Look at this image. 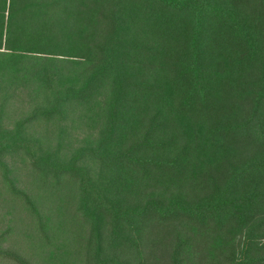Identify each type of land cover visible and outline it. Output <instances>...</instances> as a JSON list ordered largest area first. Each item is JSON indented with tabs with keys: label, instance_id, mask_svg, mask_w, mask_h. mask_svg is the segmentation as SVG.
<instances>
[{
	"label": "trees",
	"instance_id": "obj_1",
	"mask_svg": "<svg viewBox=\"0 0 264 264\" xmlns=\"http://www.w3.org/2000/svg\"><path fill=\"white\" fill-rule=\"evenodd\" d=\"M42 2L0 0V51H4L0 53L23 54L22 61L29 63H45L49 55L65 56L52 52L46 44L54 28L42 25L38 14L46 12L55 22L58 12L70 14L66 6L71 0L57 4V0H49L46 7ZM97 8L88 13L85 23L96 32V41L78 50V56L87 54L84 56L92 59L83 84L56 91L61 97H54L49 108L33 111L31 119L50 120L62 105L87 100L103 81L121 75L132 65L165 61L169 81L179 92L176 109L200 119L204 138L233 158L216 160L198 183L190 180L191 185L200 186L194 195L177 194L164 201L147 198L134 205L114 206L105 204L104 192H110V183L92 178L90 161L142 176H193L194 161L185 147L169 156L173 140L153 139L164 122L152 123L138 141L116 152L77 150L75 159L84 158V163H63L35 153L29 145L0 140V164L3 155L23 151L42 181L53 187L79 186V208L85 219L97 224L98 211L109 217L107 247L111 254L137 246L132 235L140 234L147 224L184 223L211 232L227 228L241 231L242 247L234 264H264L260 253L264 249V0H98ZM84 39L93 40L88 36ZM51 79L46 78V86L55 91ZM157 89L160 87L144 81L124 83L115 99L122 103V97L152 94ZM14 193L31 206L26 192ZM185 245L186 241L177 239L160 254L161 263L186 264ZM0 259L30 264L8 250H0Z\"/></svg>",
	"mask_w": 264,
	"mask_h": 264
},
{
	"label": "rangeland",
	"instance_id": "obj_2",
	"mask_svg": "<svg viewBox=\"0 0 264 264\" xmlns=\"http://www.w3.org/2000/svg\"><path fill=\"white\" fill-rule=\"evenodd\" d=\"M48 1L43 0L45 7ZM111 3L119 8L116 1ZM97 4L98 0H71L66 6L70 14L58 12L55 22L46 12L38 14L40 23L53 26L55 31L47 35L46 44L52 52L65 56L49 55L45 63H29L22 61L23 54L0 53V140L29 145L35 153H45L63 163H84V158L75 159L77 150L100 148L116 152L138 141L152 123L164 122V128L153 139L173 140L169 156L185 147L194 161L193 176L187 179L161 174L142 176L135 171L93 165L90 161L91 176L110 183V192H104L108 206L134 205L147 198L164 201L177 194L194 195L200 186L191 185L190 180L198 183L216 160L233 156L225 150L226 155L223 154L219 146L204 138L200 119L176 109L179 92L169 81L165 61L160 65L152 62L132 65L121 75L103 81L87 100L62 105L50 120L31 119L33 111L47 109L54 97H61L62 93L56 91L77 89L83 84L92 59L84 56L87 54L78 56V50L96 41V32L85 23ZM86 36L93 40H85ZM49 76L55 91L46 86ZM143 81L160 89L152 94L121 96L125 101H116L122 84ZM28 163L23 151L1 157L0 250L16 253L30 264H165L161 263L160 254L173 247L177 239L186 241V264H234L238 258L243 240L241 231L227 228L211 232L184 223L147 224L140 234L132 235L139 243L137 246L128 247L129 250L119 248L116 254H111L107 247L109 217L98 211L97 224L85 219L79 208V186L53 187L49 181L37 177ZM14 190L26 192L31 206ZM260 253L264 256V249ZM0 264L13 263L0 259Z\"/></svg>",
	"mask_w": 264,
	"mask_h": 264
}]
</instances>
